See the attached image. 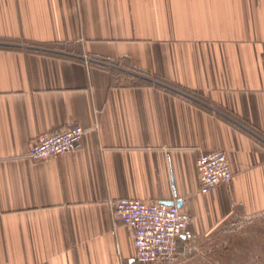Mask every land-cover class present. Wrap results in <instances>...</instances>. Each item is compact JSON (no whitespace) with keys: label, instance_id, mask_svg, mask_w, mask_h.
Segmentation results:
<instances>
[{"label":"crops","instance_id":"crops-1","mask_svg":"<svg viewBox=\"0 0 264 264\" xmlns=\"http://www.w3.org/2000/svg\"><path fill=\"white\" fill-rule=\"evenodd\" d=\"M76 127L77 150L28 159ZM217 150L234 177L203 195ZM123 199L181 202L179 253L264 213V0H0V264L137 263Z\"/></svg>","mask_w":264,"mask_h":264},{"label":"built area","instance_id":"built-area-1","mask_svg":"<svg viewBox=\"0 0 264 264\" xmlns=\"http://www.w3.org/2000/svg\"><path fill=\"white\" fill-rule=\"evenodd\" d=\"M85 134V130L79 127L43 134L31 145L28 159L39 163L72 153L80 147ZM196 167L203 195L220 185L231 183L234 177L224 150L202 154ZM113 219L133 231L138 264L175 263L179 255V241L188 234L191 223L190 215L175 206L134 199L117 201L113 205Z\"/></svg>","mask_w":264,"mask_h":264},{"label":"rangeland","instance_id":"rangeland-1","mask_svg":"<svg viewBox=\"0 0 264 264\" xmlns=\"http://www.w3.org/2000/svg\"><path fill=\"white\" fill-rule=\"evenodd\" d=\"M173 264H264V213L229 217L213 232L192 235Z\"/></svg>","mask_w":264,"mask_h":264},{"label":"water","instance_id":"water-1","mask_svg":"<svg viewBox=\"0 0 264 264\" xmlns=\"http://www.w3.org/2000/svg\"><path fill=\"white\" fill-rule=\"evenodd\" d=\"M165 204V206H167V207H173V206H175V207H177L178 209H181V202H178L177 204H175V203H164Z\"/></svg>","mask_w":264,"mask_h":264},{"label":"trees","instance_id":"trees-1","mask_svg":"<svg viewBox=\"0 0 264 264\" xmlns=\"http://www.w3.org/2000/svg\"><path fill=\"white\" fill-rule=\"evenodd\" d=\"M138 81H140V82H145L144 80H140V79H138Z\"/></svg>","mask_w":264,"mask_h":264}]
</instances>
